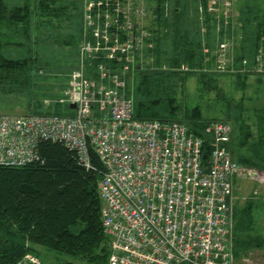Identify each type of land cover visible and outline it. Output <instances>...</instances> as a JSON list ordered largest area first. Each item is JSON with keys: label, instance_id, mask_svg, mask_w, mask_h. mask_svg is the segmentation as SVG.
I'll list each match as a JSON object with an SVG mask.
<instances>
[{"label": "built area", "instance_id": "2783aa9c", "mask_svg": "<svg viewBox=\"0 0 264 264\" xmlns=\"http://www.w3.org/2000/svg\"><path fill=\"white\" fill-rule=\"evenodd\" d=\"M132 2L86 1L89 39L80 43L77 64L54 101L63 112H0V165L42 161L39 146L50 142L72 151L88 171L93 152L101 163L107 264H235L234 179L252 167L232 158L228 121L208 124L205 157L204 139L182 121L134 116L126 77L116 72L132 68L147 35L136 25L146 15L134 14ZM206 2L207 15L230 25L215 44L214 70L264 75V32L248 45L233 17L237 1ZM14 264L48 263L26 252Z\"/></svg>", "mask_w": 264, "mask_h": 264}, {"label": "trees", "instance_id": "16d2710c", "mask_svg": "<svg viewBox=\"0 0 264 264\" xmlns=\"http://www.w3.org/2000/svg\"><path fill=\"white\" fill-rule=\"evenodd\" d=\"M165 2L154 0L153 13L143 19L148 23L140 24V20L136 23L146 30L148 44L152 43L146 53L153 56L152 65L156 68L147 66L141 70L138 69L140 65L135 67L137 76H134L133 84L127 86L132 85L133 89L134 116L140 119L180 120L185 124L186 121L193 124L228 121L232 125L228 144L232 158L264 171V104L248 106L244 100L239 101L235 106L236 113H232L229 106L227 117L206 119L197 104L183 111L180 109L173 76L181 73L174 72L173 68L181 63L187 64L189 71L183 73L198 76V90L202 93L215 87L217 71L214 70L212 47L206 40L203 45L198 32L191 34L184 27L181 1L175 0L174 10L170 12V8L167 14ZM82 3L72 0H0V87L3 92L25 91L30 94L35 77L42 78L46 72L55 78L62 77V85L66 87L68 75L78 59L81 20L77 21V18L82 12ZM70 5H73L75 14L67 12ZM251 8L252 5L243 2L245 14L239 18L241 23L251 19L255 24L254 34L247 35L243 30L245 41L256 44L264 32V11L254 14ZM63 18L76 20L74 25L78 29L74 31L76 34L72 32L69 35L67 41L51 32L54 29L53 20ZM46 28L49 29L47 32L44 31ZM62 43L70 45L73 51L66 59L56 53L60 47L54 49L52 46ZM166 44L168 48L163 50ZM164 64L172 69L163 68ZM232 76L244 89L248 75L236 73ZM257 81L263 82L261 76ZM60 94L48 93L46 96L58 98ZM222 95L220 90L218 98L225 104L233 101ZM244 98L248 100L250 97ZM52 107L55 113H62L64 109L58 103ZM247 109L253 111L251 123L246 122L243 114ZM33 112L42 111L33 109ZM186 125L191 132L204 139V156L207 157L211 148L210 135ZM39 151L42 161L23 166L0 165V264H14L26 252L45 261L36 247L65 256V259L57 256L55 264H107L109 237L102 226V201L98 192L100 161L90 152L93 169L87 171L75 154L62 144L45 142L39 146ZM251 201L243 212L252 209ZM234 212L237 211L234 209ZM262 240L264 238L256 237L252 242L234 236L235 259L252 247L262 246Z\"/></svg>", "mask_w": 264, "mask_h": 264}, {"label": "rangeland", "instance_id": "374dc122", "mask_svg": "<svg viewBox=\"0 0 264 264\" xmlns=\"http://www.w3.org/2000/svg\"><path fill=\"white\" fill-rule=\"evenodd\" d=\"M66 1V0H65ZM77 2H84L82 3V12L79 14V17L77 18V21L81 20V42H84L85 40L89 39V36L86 34V30H89V28L85 27V9H86V1L87 0H72ZM133 1L132 3H135L131 6V9H133L134 14H141V15H149L150 13H153V9L155 6L154 0H129ZM181 2V11L183 14L184 19V27L190 30V33L193 34L194 31L199 33V36L201 37L203 45H205V40L209 43L210 47L212 49H215V44L219 42L224 35L230 30V25H225L221 22L217 21V18L214 16L209 15L210 20L207 16L206 12V0H180ZM236 6L235 10L233 12V17L236 19H239V22L241 23V20L239 17L243 18L244 10H242L243 2H245L248 5H252L251 10L254 14L256 13H262L264 11V0H236ZM68 2V0H67ZM80 4V3H79ZM166 4L165 11L166 14L169 12V9L171 8L170 12L174 10L175 8V0H166L164 3ZM72 11V12H71ZM81 11V10H80ZM204 11V12H202ZM67 12L69 14H75V9L73 5L68 7ZM169 12V13H170ZM249 12H247L248 14ZM81 15V16H80ZM214 17V18H213ZM231 20V19H230ZM229 20V21H230ZM75 22L76 20L70 21L69 19H61V20H53L54 23V29L51 30L52 34H57L59 37H61L62 40H69V35L72 34V32H76L75 28ZM146 22L148 23V20H140V24L145 25ZM88 23V22H87ZM242 28L247 32V35H250V33L254 34V23L251 19H248L247 23H241ZM74 27V28H73ZM49 29L46 28L44 31H48ZM74 32V33H75ZM249 32V33H248ZM45 34V33H44ZM76 34V33H75ZM225 35V36H226ZM245 36V35H244ZM147 38L144 37L143 41H141L138 44V47H136L135 50V56L132 60V68H130L128 71L125 72V70H117L116 72L118 74L125 75L126 77V88H125V94L127 97H129L131 100L133 97L131 91L133 92L132 85L127 87L128 84H133V78L136 75V65H140L138 69L142 68H149L153 69L156 67H153L152 63L154 61L153 56H149L146 51L152 46V43L148 44L146 41ZM248 45L250 44L249 41ZM80 45V43H79ZM78 45V46H79ZM54 49L60 50L56 53H58V56L66 59L65 57H70L68 54L69 52H73L70 45L67 44H61V45H52ZM168 48L167 44L164 46L163 50L165 48ZM204 47V46H203ZM79 49V47H78ZM166 69H172L170 66L164 64L162 66ZM174 72H178L181 74L174 75L173 78L176 80V82L173 84V86L177 89V98L180 101V109L183 111L186 108H191L195 104L199 105L201 109V115L203 118H211V117H218L222 118L227 117L226 111L230 110L232 113H236V104L239 103V101L244 100V104L248 105L251 104H264V75H256L252 74L248 76V79L246 80V86L243 89L242 85L237 83L236 80H234L232 75H228L227 73H218L215 72L217 76V83L215 84V87L212 88V90L204 91V93L200 92L198 89V76L196 74L191 73H183L188 72L189 68L187 64L181 63L179 66L173 68ZM182 71V72H181ZM226 74V75H225ZM263 79L262 83H259L257 81V78L260 77ZM34 83L29 89V92H20V93H9L6 94L3 92V89L0 87V112L3 113H13V114H25V113H31L33 112V109L35 111H46V110H53L52 105L56 104L54 101L57 99L51 98L49 96H46L48 93H57L62 94L63 90L66 88L62 85V82H64V79L62 77L55 78L54 75H51L50 72H46L43 74L42 78H37L33 80ZM67 85V84H66ZM218 90V92H217ZM220 90L222 92V96L233 100L232 102H229L225 104V102L219 100L218 95L220 94ZM62 91V92H61ZM60 94V95H61ZM54 95V94H53ZM136 98V95H134ZM248 98V100H245V98ZM244 98V99H243ZM47 100V101H46ZM32 104V105H31ZM243 104V105H244ZM253 111L250 109H247L244 111L245 120L248 123H251L253 121ZM40 113V112H39ZM227 113V114H226ZM249 115V116H247ZM247 117V119H246ZM188 120V119H185ZM189 126L193 127L194 130H203L205 135H210L211 132L208 128V123H187ZM237 131L236 129H234ZM234 133H237L235 132ZM243 164V163H242ZM246 165V164H245ZM248 166V165H247ZM251 167V166H250ZM242 179H234V197H233V205L234 209L237 211L235 212V218H234V236H237L238 239L243 240H251L253 242V239L256 237H262L264 238V171L260 170L258 168L252 167L250 170H246L241 175ZM252 200V201H251ZM248 201L252 203L253 207L250 211L247 213L243 212V209H245L246 204ZM240 213V214H239ZM239 214V215H237ZM237 234V235H236ZM263 243V244H262ZM262 246L259 247H252L249 251H247L245 254H241L238 259H235V264H264V240L261 242ZM36 249L39 251V254H41V257L44 258V260L48 264H55L58 260L56 259L57 256H59L62 259H65L64 255H59L57 252L50 251L48 252L46 249L42 247H36Z\"/></svg>", "mask_w": 264, "mask_h": 264}, {"label": "crops", "instance_id": "0c3cea01", "mask_svg": "<svg viewBox=\"0 0 264 264\" xmlns=\"http://www.w3.org/2000/svg\"><path fill=\"white\" fill-rule=\"evenodd\" d=\"M213 50L214 49H211V53L213 54ZM213 65V61H212V64H211V66ZM228 75H230V74H228ZM252 75V74H251ZM248 76H250V75H248ZM198 85H199V83H198Z\"/></svg>", "mask_w": 264, "mask_h": 264}, {"label": "water", "instance_id": "95a60500", "mask_svg": "<svg viewBox=\"0 0 264 264\" xmlns=\"http://www.w3.org/2000/svg\"><path fill=\"white\" fill-rule=\"evenodd\" d=\"M72 107L74 106V105H71Z\"/></svg>", "mask_w": 264, "mask_h": 264}]
</instances>
